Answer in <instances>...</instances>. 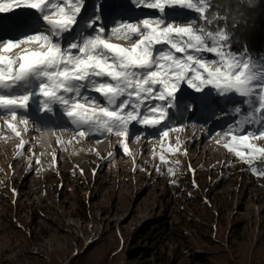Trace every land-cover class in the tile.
I'll list each match as a JSON object with an SVG mask.
<instances>
[{
    "label": "rangeland",
    "instance_id": "1",
    "mask_svg": "<svg viewBox=\"0 0 264 264\" xmlns=\"http://www.w3.org/2000/svg\"><path fill=\"white\" fill-rule=\"evenodd\" d=\"M86 2L91 6L92 0ZM103 5L102 20L131 22L156 15L155 10L136 9L130 0H103ZM0 16L5 24L15 18ZM166 16L182 22L196 18L197 28L202 22L186 9L167 10ZM240 101L215 92L200 97L182 86L170 115L173 126L185 130L171 133L168 143L179 135L187 154L169 153L165 145L169 164L159 160L157 130L135 123L130 129L143 132L147 143L142 149L131 136V156L113 134L68 144L70 125L59 131L64 145L51 136L31 138L29 131L24 139L31 143L20 150L19 138L0 127V264H70L72 258L74 264H99L105 257L107 264H264V177L214 138L244 115L230 108V102ZM29 111L47 129L40 117L46 115L32 107ZM199 127L207 130L209 141L191 133ZM109 152L114 153L111 159ZM33 153L41 162L29 166ZM255 166L264 171V164ZM168 167L178 168L175 177ZM194 247L206 253H196Z\"/></svg>",
    "mask_w": 264,
    "mask_h": 264
},
{
    "label": "snow or ice",
    "instance_id": "2",
    "mask_svg": "<svg viewBox=\"0 0 264 264\" xmlns=\"http://www.w3.org/2000/svg\"><path fill=\"white\" fill-rule=\"evenodd\" d=\"M130 2L156 15L131 22L119 17L102 20L103 0H92L91 6L86 0H0V14L15 16L7 24L0 16V127L19 138L17 147L24 150L31 143L24 134L41 131L28 114L32 107L46 116L59 113L72 126L68 144L113 134L121 138L123 153L131 156L129 138L134 135L140 141L144 135L130 130L135 123L157 130L159 160L169 164L165 145L169 153L187 154L179 135L174 144L168 143L171 133L185 130L173 126L170 113L186 86L200 97L215 92L241 98L246 110L237 106L234 111L245 114L214 138L264 177L255 166L264 164V145L258 143L264 141V65H257L245 51H233L230 33L256 0ZM177 8L194 11L203 25L194 27L196 18L182 22L166 16L167 10ZM14 10L21 14L16 16ZM245 125L259 127L247 130ZM49 131L58 144L66 143L58 132ZM113 155L109 152L108 158ZM51 156L55 165L56 152ZM40 162L34 153L29 157V166ZM167 172L175 177L178 168L168 167Z\"/></svg>",
    "mask_w": 264,
    "mask_h": 264
},
{
    "label": "trees",
    "instance_id": "3",
    "mask_svg": "<svg viewBox=\"0 0 264 264\" xmlns=\"http://www.w3.org/2000/svg\"><path fill=\"white\" fill-rule=\"evenodd\" d=\"M219 3V0H213ZM203 25L201 22L200 27ZM232 35L231 48L236 53L247 52L249 58L258 65H264V0H256L255 6L248 12L244 20L237 22L230 28ZM230 108L239 106L246 110V105L240 102H230ZM245 114V112H243ZM196 253L205 254L206 251L193 248ZM107 257L99 264H107ZM74 259L70 264H74ZM43 264V263H40Z\"/></svg>",
    "mask_w": 264,
    "mask_h": 264
},
{
    "label": "bare ground",
    "instance_id": "4",
    "mask_svg": "<svg viewBox=\"0 0 264 264\" xmlns=\"http://www.w3.org/2000/svg\"><path fill=\"white\" fill-rule=\"evenodd\" d=\"M4 116H7V115H4ZM30 119L32 121H34L36 123L37 126L40 127L41 131L40 132H36L35 130H30L29 134H32L30 135V137L32 138L34 135L33 134H36V135H44V136H51V138L53 139H56L57 136L56 135H53L51 131L49 130H52V131H56L59 133V131L61 130V128L63 127H67L68 124H66L62 118H60L59 122L58 123H54L52 122L49 118H46V119H43V123H45L47 125V129H43L42 126H40V124L37 122V117L36 115L34 114V112L32 113V115L30 116ZM0 122L2 123V120H0ZM201 127L199 128H195L194 130L191 131V133L193 134H199L201 135V140H203V142H206V141H209L211 136H209V133L204 129V128H201V130H199ZM130 130L132 131H135L136 134H139L141 133L140 131H138V129L136 128H131ZM112 136H115V135H112ZM94 138V136H90L89 138H85V140H89V139H92ZM146 138V137H144ZM57 140V139H56ZM110 140V139H109ZM130 140H133L134 142H138V143H141L142 144V149L145 147L146 145V141L141 137V140L140 141H136L135 140V136L133 135V137L130 139ZM210 154V150L207 151V155Z\"/></svg>",
    "mask_w": 264,
    "mask_h": 264
}]
</instances>
